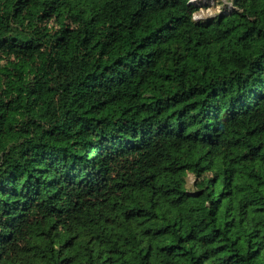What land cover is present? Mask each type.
<instances>
[{
  "label": "trees",
  "instance_id": "obj_1",
  "mask_svg": "<svg viewBox=\"0 0 264 264\" xmlns=\"http://www.w3.org/2000/svg\"><path fill=\"white\" fill-rule=\"evenodd\" d=\"M0 0V264H264V0Z\"/></svg>",
  "mask_w": 264,
  "mask_h": 264
},
{
  "label": "rangeland",
  "instance_id": "obj_2",
  "mask_svg": "<svg viewBox=\"0 0 264 264\" xmlns=\"http://www.w3.org/2000/svg\"><path fill=\"white\" fill-rule=\"evenodd\" d=\"M198 4V11L196 15L205 17V16H214L215 14L222 11V5L226 3V0H195Z\"/></svg>",
  "mask_w": 264,
  "mask_h": 264
},
{
  "label": "built area",
  "instance_id": "obj_3",
  "mask_svg": "<svg viewBox=\"0 0 264 264\" xmlns=\"http://www.w3.org/2000/svg\"><path fill=\"white\" fill-rule=\"evenodd\" d=\"M190 2H193L194 4H196L197 5V7H198V4L196 3V1L195 0H189ZM199 8V7H198ZM196 11H198V9L197 10H195L193 13H192V17H193V19H198V18H202L201 16H198V15H196L195 13H196Z\"/></svg>",
  "mask_w": 264,
  "mask_h": 264
}]
</instances>
